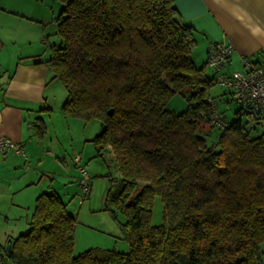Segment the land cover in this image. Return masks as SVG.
<instances>
[{
    "label": "trees",
    "instance_id": "trees-1",
    "mask_svg": "<svg viewBox=\"0 0 264 264\" xmlns=\"http://www.w3.org/2000/svg\"><path fill=\"white\" fill-rule=\"evenodd\" d=\"M56 1L63 3L56 18L61 41L50 45L47 64L66 92L62 112L102 126L91 139L93 158L110 154L118 174L103 175L106 201L114 217H125L120 227L129 249L74 254L76 218L51 190L36 197L29 228L9 240V250L3 247L5 258L12 264H261L264 131L257 115L240 106L231 122L221 114L226 127L210 124L207 98L216 81L206 61L197 65L191 57L195 28L173 0ZM175 94L187 101L180 113L167 107ZM202 122L219 130L215 142L199 133ZM34 126L45 132L41 121ZM90 191L91 182L84 198ZM155 197L162 203L158 225L150 223Z\"/></svg>",
    "mask_w": 264,
    "mask_h": 264
},
{
    "label": "crops",
    "instance_id": "crops-1",
    "mask_svg": "<svg viewBox=\"0 0 264 264\" xmlns=\"http://www.w3.org/2000/svg\"><path fill=\"white\" fill-rule=\"evenodd\" d=\"M26 3L27 0H0V136L22 142L26 152V159L13 151L0 157V214L4 217L0 222V251L10 239L27 231L38 195L52 190L61 197L54 181L57 171L61 174L65 172L63 167L67 168L60 130L69 133L73 152L86 149L92 154L87 145L92 137L82 136L76 142L71 135V125L78 120L62 112L66 92L61 82L52 78L47 64L50 42L45 29L39 26L41 19L23 11ZM173 3L182 19L196 30L193 54H198V63L193 61L197 65L206 61L207 52L216 42L233 45L222 69L208 72L211 77L241 70L242 57L254 62L264 58V0ZM209 96L214 100L218 96L227 107L232 101L226 88L219 94H213L211 89ZM40 121L45 129L42 135L34 126ZM62 179L77 182L76 194L79 190L81 193L79 173Z\"/></svg>",
    "mask_w": 264,
    "mask_h": 264
},
{
    "label": "rangeland",
    "instance_id": "rangeland-1",
    "mask_svg": "<svg viewBox=\"0 0 264 264\" xmlns=\"http://www.w3.org/2000/svg\"><path fill=\"white\" fill-rule=\"evenodd\" d=\"M26 3L23 11L34 17L41 19L39 22L40 28L45 29L46 38H48L50 45L52 43L59 44L60 38L56 34V18L60 12L63 3L56 0H30ZM50 52V49H49ZM198 54L192 53V59L197 62L196 56ZM208 72H215L213 69L208 68ZM62 86V85H61ZM213 94H219L222 92V87L217 83L211 88ZM215 100L218 104V108L226 121L231 122L235 118V111L239 105L234 101L229 102V107L225 104L222 105L218 96H215ZM187 101L184 96L175 94L173 95L167 107L174 110L176 113H180L186 109ZM76 118V117H74ZM245 121L246 116H242ZM76 123L71 125V135L76 142H79V137L89 136L94 137L98 134L102 126L96 119L90 121H83L76 118ZM80 125V126H79ZM61 129V127H59ZM64 148V156L67 162V168L63 167L65 172L61 173L57 171L54 175V181L56 187L61 195L62 200L66 203L67 211L76 218L75 226V245L74 254H78L88 248H101V249H115L117 251L125 252L129 249V243L125 238V234L120 227V222L125 220V217L121 213H117L116 217L113 216L112 210L114 206L112 203L106 201V190L108 187V180L103 175L109 170L113 175H118L112 163L110 155H106L105 161L100 158H93L95 154V148L93 143L87 142L92 154L89 155V151L86 149L83 152H73L71 148V142L69 133L65 130H60ZM200 134H202L207 143L211 144L217 140L219 130L217 128H210V124L207 122L201 123ZM82 138V142H85ZM77 153V154H76ZM80 155L82 159L79 163L75 164L74 156ZM77 165L87 167L88 176L91 182V191L88 198H84L80 201L82 193L76 194L78 189L77 182H67L63 180V176H78ZM107 165H109L107 167ZM62 166V165H61ZM67 179V178H66ZM74 181V180H73ZM80 184V179L78 180ZM73 183L75 190H72ZM69 184H72L69 186ZM72 186V187H71ZM3 215L0 214V222L3 220ZM163 222L162 219V203L158 197H155L150 223L152 225H158ZM261 264H264V243L261 244Z\"/></svg>",
    "mask_w": 264,
    "mask_h": 264
},
{
    "label": "built area",
    "instance_id": "built-area-1",
    "mask_svg": "<svg viewBox=\"0 0 264 264\" xmlns=\"http://www.w3.org/2000/svg\"><path fill=\"white\" fill-rule=\"evenodd\" d=\"M233 50L234 47L231 43L216 42L207 52V66L215 71H220ZM241 66V70L235 71L232 75L218 74L215 81L220 87L230 91L232 100L243 111L257 115L259 126L264 131V58L254 62L248 57H242ZM207 101L209 102L208 119L210 124L221 129L226 127L227 123L223 119L215 100L207 98ZM9 151H13L26 159L22 142L0 136V157ZM75 162H80V155L75 156ZM77 171L82 193L80 201H82L90 186V178L85 167L77 165ZM0 264H12L5 258L3 251H0Z\"/></svg>",
    "mask_w": 264,
    "mask_h": 264
},
{
    "label": "water",
    "instance_id": "water-1",
    "mask_svg": "<svg viewBox=\"0 0 264 264\" xmlns=\"http://www.w3.org/2000/svg\"><path fill=\"white\" fill-rule=\"evenodd\" d=\"M109 114H111V110L109 111ZM10 246H11V244H10V243H8V244H7V250H9V249H10Z\"/></svg>",
    "mask_w": 264,
    "mask_h": 264
}]
</instances>
